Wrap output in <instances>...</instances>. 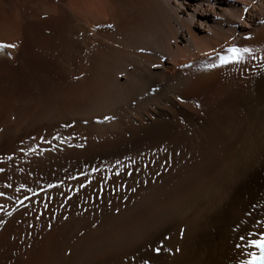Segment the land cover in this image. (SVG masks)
<instances>
[{"label":"bare ground","instance_id":"6f19581e","mask_svg":"<svg viewBox=\"0 0 264 264\" xmlns=\"http://www.w3.org/2000/svg\"><path fill=\"white\" fill-rule=\"evenodd\" d=\"M262 20L264 0H0V156H9L6 166L23 159L24 149L16 150L29 135L43 131L57 146L66 137L89 141L145 124L168 134L165 152L152 156L149 176L138 175L134 193L112 204L95 226H80L77 215L42 264L249 260L248 240L264 232V54L256 53L264 47ZM244 31L249 41L242 40ZM230 41L239 45L235 58L228 55L221 66L207 59L222 56ZM248 46L257 47L252 56ZM46 61L63 68L65 86L38 75ZM188 62L201 63L200 69H183ZM216 68L214 78L203 76ZM65 154L29 162L49 172L48 163L58 160L63 170L71 164Z\"/></svg>","mask_w":264,"mask_h":264},{"label":"rangeland","instance_id":"374dc122","mask_svg":"<svg viewBox=\"0 0 264 264\" xmlns=\"http://www.w3.org/2000/svg\"><path fill=\"white\" fill-rule=\"evenodd\" d=\"M260 22L261 24H264V20ZM249 37L250 35L246 31H244L241 38L245 42V41H249L248 39ZM227 45L228 48L232 47L233 49L236 50H237L236 47H239V45L235 43V41L234 44L233 41L232 42L230 41L227 43ZM248 48L249 49H247V53H249V56H252L251 50L255 51L257 47L251 48V46H248ZM259 50L260 52H256V53L264 54V47H262L261 49H256V51ZM222 51H223V55L224 54L226 55L221 56L219 55L220 53L216 55V58H214L216 66H221L225 64V61L228 62V60H230L231 58V56H228V55H232L231 52H225L224 48L221 49V52ZM212 55L210 54L207 55V59L208 60L212 59ZM239 58L240 56L238 57L237 60H234V62H238L240 60ZM261 62L264 63V58L263 60H261ZM192 64L194 63L188 62L184 64L183 69L185 68L191 70L200 69L199 67L201 66V63H195L194 67L192 66ZM56 66L57 65L54 66L51 62L44 63L41 66L39 65L40 69L37 68V70L39 71L40 74L38 73V75L41 76L42 78L44 77V79L49 78L53 81H56L57 84L59 83L61 86L64 85V83L66 85V82H64L66 78H64L62 75L63 68L60 66L57 67ZM180 68L182 67L180 66ZM216 69H214L212 72H208L209 74H207V72L204 71L203 73L204 75L201 73L200 75L210 76L212 74L211 77L213 76L212 78H214L213 73L218 72V68ZM196 76L197 74H194V76L191 75L192 78L191 82L195 81V79L197 78ZM72 81L73 80H71V82ZM181 121L182 120H177L179 125ZM97 123L98 125L102 124L101 122H97ZM173 130L174 129H172V131ZM48 135L44 131L43 134L40 133L39 135H29L28 136L29 138L27 137L26 138L27 140L26 139L24 140L27 142V144H24L25 142L23 141L24 148H22L23 145L17 148V150L19 148L21 150L23 149L24 150L21 151L19 149L18 150L19 152L16 150V152L19 154L22 152L20 155L21 157L23 155L22 157L23 159L21 158L22 159L21 161L20 159H17L18 161L16 159L10 161L11 162L10 168L11 169L13 168L12 170L8 166H6V162H7L6 158L8 160L9 156H6L5 158H3V156H0V171L2 169V171L0 172V176L3 177L2 179H0V197H1L0 200L2 201L4 200V202L9 205L8 206L6 204L7 206L6 207L0 204L1 206L0 207V223H1L0 224V237H1L0 264H42L41 259L45 257L46 254L50 255V253L53 251L55 246H57L60 243L59 240L62 239V236H64V234L68 235V233L72 230V221H78L77 219L80 218L79 220L84 221V222L79 221V222H83L80 223V226L83 225L84 227L87 221L89 223H93V225L95 226L97 223L94 221L102 217L107 211L110 212L115 203L118 202L120 203V205L123 204L126 200V196L132 193L133 191H135L137 183L139 182L140 178L144 175V174L141 175L142 172L143 173L146 172L145 173L147 174L146 176H149L148 169L151 162L154 161L152 160L153 158L152 156H155L156 153L160 155V153L165 152L166 145L164 144V140L166 136H168L166 129L163 128V129L155 130L154 126L150 124H145L144 126H137L135 128L125 127L124 129H121L111 134L107 138L95 139L97 141L95 140L88 141L86 137H80L78 135H75L74 136L75 139L72 138L73 140L66 137L63 140H60L61 143L60 146H57L55 143H53L54 142V139H52L53 137ZM35 138L38 139L35 140ZM31 142L34 143V146H32L33 143ZM48 142L50 145L48 144ZM159 142L161 144H159ZM53 144L55 145V147L53 146ZM27 145H29V147ZM26 147L27 149H25ZM158 147L159 149L160 148L162 149L159 150L157 149ZM5 150L3 151V154L10 152L8 148L6 151ZM25 150L29 152H26ZM62 150H65L67 154L69 153L68 155L65 154V156L68 157L66 159V162L71 161V164L67 165L68 167L64 166L63 164L65 168V169L63 168V170L58 169V167L56 166L58 164V160L55 161V164L52 162L48 163L50 165L48 169L49 172H45L46 170H40L38 168H35L33 167V164L31 165L30 163L31 159L35 155L36 158L35 157L34 158L39 159L42 155H47L48 153L53 155L55 152L58 153L62 152ZM78 150L79 153H81V155L75 154V152H78ZM153 150L154 152H152ZM143 153L144 154L147 153L146 155L148 159L146 158V155L145 157H143L144 156ZM138 155H140V157ZM119 157L120 159L125 157L124 160L125 159L126 160L125 161L120 160L118 159ZM27 158L29 159L27 160ZM14 160L17 162H15ZM115 161H117V163ZM106 162L109 165L108 164L106 165ZM27 164H29V166ZM8 169L10 171H8ZM10 172H12L13 174ZM139 174H140V178H138ZM123 193H125V195ZM117 194L119 197L117 196ZM11 207H13V209ZM8 209L9 211L12 209V211L9 212ZM89 210H91L93 213L91 211L89 212ZM116 210L117 208L113 209V213ZM73 212L76 214V216H74L75 214ZM77 215L80 217L78 218ZM8 222L10 223L14 222L12 223L14 225L11 226V224L9 223L10 226H8ZM255 223L258 224L257 219L255 220ZM56 226L59 227L57 228ZM54 227L55 229L57 228L58 230L57 229L54 230ZM47 234H49V236ZM2 237H4L5 240H3L4 238ZM157 251H159V253H157ZM160 251L161 249L157 248L153 252L156 255H159ZM139 264H152V263L149 259H145V260H141Z\"/></svg>","mask_w":264,"mask_h":264},{"label":"snow or ice","instance_id":"6c2138e0","mask_svg":"<svg viewBox=\"0 0 264 264\" xmlns=\"http://www.w3.org/2000/svg\"><path fill=\"white\" fill-rule=\"evenodd\" d=\"M228 51L232 53L234 58L236 55H238L236 49H229ZM226 62L227 61H225V63ZM253 246L259 248L260 250L259 258H256V256L253 254V258L249 260L247 264H264V238H262L260 242L254 244Z\"/></svg>","mask_w":264,"mask_h":264}]
</instances>
